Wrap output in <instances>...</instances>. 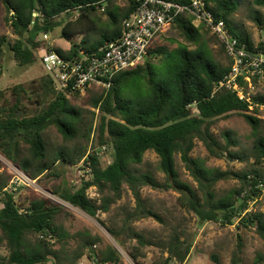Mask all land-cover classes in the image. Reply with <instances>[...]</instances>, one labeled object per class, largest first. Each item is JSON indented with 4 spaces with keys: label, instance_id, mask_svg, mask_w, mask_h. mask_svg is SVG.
Returning a JSON list of instances; mask_svg holds the SVG:
<instances>
[{
    "label": "trees",
    "instance_id": "1",
    "mask_svg": "<svg viewBox=\"0 0 264 264\" xmlns=\"http://www.w3.org/2000/svg\"><path fill=\"white\" fill-rule=\"evenodd\" d=\"M108 1L1 0L5 9L4 19L15 38L10 41L6 35H0V54L6 42L17 63L29 66L40 62L45 50H54L66 58L78 55L79 49L93 52L106 40L120 36L122 20L129 17L136 6L134 0H127L125 7H104ZM171 1L187 3L189 0ZM253 1L264 7V0ZM206 2L215 16L225 21L229 31L240 42L246 43L248 50L260 49L262 42L254 45L248 35L231 28L230 16L237 8L235 0ZM56 27H60L58 36L70 41L67 49L53 46L48 38L43 37L44 33L49 37ZM170 27L176 28L181 40L170 37L171 46L160 44L153 48L159 42V33L147 47L142 63L115 74L108 89L92 87L98 89V93L92 97L93 110H89L91 117L87 121L83 118V110L75 107L69 99L80 92L55 88L47 73L40 77V85L44 92L51 94V98L37 112L17 114V101L9 109L0 105V153L31 178L44 173L56 175L52 169L57 161L81 164L80 168L86 170L88 176L67 188L55 185L52 193L96 218L120 246L128 248L132 261L144 256V246L158 245L134 228L131 221L151 216L160 224L165 223L158 212L146 205L141 196L143 186L178 191L179 200L186 210L195 213L202 222L233 224L234 218L238 217L243 226L254 227L264 240V213L247 211L243 214L247 209V199L262 193L259 183L264 176L261 166L264 137L258 135L260 118L251 113L250 106L264 104V95L240 98L234 91L216 87L228 72L231 60L229 65H223L214 58L205 37L209 29L202 22L196 25L192 14L187 11L180 13ZM39 34L42 37L37 39ZM77 36H82L80 44L75 41ZM157 55L163 69L155 72L150 62ZM1 72L2 62L0 75ZM131 75H137L138 87L128 91L122 88V83ZM234 112L243 116L256 135L250 145L249 154L254 158L251 167L242 172L221 170L205 167L202 160L191 157L189 153L197 138L211 156L222 157L226 152L232 158H244L230 150L236 141L228 130L221 132L223 144L211 131L217 118ZM51 125L57 128L64 140L82 138L88 142L92 136L91 149H87L84 143L73 149L60 147L52 157L43 136ZM97 146H109L112 159L108 163L102 164ZM149 149L159 158L157 167L165 174L163 182L137 167ZM176 152L196 179L197 186L179 178L175 167ZM229 177L236 178L239 185L216 197V183ZM124 184L135 199V207L126 211L120 224L105 225L97 217L98 213L108 212L111 204L121 198ZM5 186L0 180V246L3 244L7 249V255L3 257L7 264H43L50 259L54 264H75L88 249H92V244L102 240L88 229L70 233L58 223L56 218L64 210L59 202L45 196H33L27 205L20 206L12 192L3 190ZM90 187H95L98 197L89 196ZM185 230L172 228L169 235L160 241L161 248L167 252L162 264H169L172 259L185 261L192 242L185 235ZM70 238L77 240L75 246L70 245ZM89 256L92 257L91 254ZM93 256L99 264H122L120 253L110 244Z\"/></svg>",
    "mask_w": 264,
    "mask_h": 264
},
{
    "label": "rangeland",
    "instance_id": "2",
    "mask_svg": "<svg viewBox=\"0 0 264 264\" xmlns=\"http://www.w3.org/2000/svg\"><path fill=\"white\" fill-rule=\"evenodd\" d=\"M237 8L230 16L231 28L233 31L248 35L249 39L255 44L264 39V7L255 4L253 0H235ZM127 0H109L104 3V7L114 8L125 7ZM102 12V10H99ZM5 9L0 0V35H6L8 40L12 41L15 35L11 32L5 19ZM60 27H56L53 32H50L47 41L53 46L67 49L69 43L58 36ZM42 37L38 35L37 39ZM175 37L181 40L178 36L176 28H168L159 36L154 47L160 44L169 45L168 39ZM208 46L210 47L214 58L223 65H229V56L226 53L224 46L210 31L205 34ZM59 38V39H58ZM157 40V41H158ZM171 46V45H169ZM192 47V46H191ZM0 54V62H2V72L0 75V105L4 109H9L12 103L17 101V114L31 115L45 106L51 98V94L43 91L40 85V77L46 74L45 69L39 61H36L29 66H21L13 58V54L6 42L2 46ZM160 56H153L151 59V68L153 71L163 69L162 64L158 62ZM143 60L140 62L142 63ZM137 75H131L129 79L122 83V88L128 91H133L138 87ZM251 85L245 87L246 94L264 95V78L254 76L251 79ZM98 89L88 88L80 92L78 96L69 97L71 103L82 109L83 118L87 121L91 114L89 110H93L92 97L95 96ZM251 113L260 118L258 125V135L264 137V104L252 105ZM228 130L236 144L230 147V150L238 153L243 159L232 158L224 152V156L216 157L209 155L208 150L201 140L194 139V147L189 155L195 159L202 160L205 167L219 168L221 170L231 169L233 171L242 172L251 167L253 164V157L250 156V145L252 144L256 135L252 133L250 124L238 113H229L225 116L217 118L216 122L211 126V131L215 138L224 143L221 132ZM43 136L47 142V147L53 157V152L60 148L66 147L73 149L74 146L86 145L87 149H91V139L88 142L82 138L64 140L54 125L45 129ZM84 143V144H83ZM100 160L102 164L108 163L112 159V152L109 146L98 147ZM175 167L179 178L182 181L190 183L192 186H197L196 179L192 176L190 171L186 168L184 162L180 158L178 152L175 153ZM157 154L149 149L143 155V161L137 164L140 171L150 172L157 180L163 182L165 174L157 167ZM13 164L8 161L0 153V180L5 183L3 190L12 192L16 202L20 206L28 204L29 199L33 196H45L53 198L55 201L64 206L63 213H60L56 221L70 233L78 230L88 229L91 233L97 234L101 237V241L92 244L91 248L86 251V254L81 256L75 264H99L94 259L93 253L110 244L116 249L123 251L120 253V260L122 264H162L165 260L167 252L161 248L160 241L169 235L172 228H185L188 237L191 238V248L188 256L184 262L170 260L169 264H264V240L256 232L254 227L243 226L238 217L234 218L233 224H222L220 221H200L197 215L189 212L179 200L180 193L174 189L159 190L153 189L150 186H143L141 188V196L147 206L158 212L164 219V225L160 224L153 217H144L139 220L131 221V225L139 231H142L150 240L157 242V245L148 244L142 249L145 251L144 256H139L137 261H132L128 254V248L120 246L110 235L105 226L101 225L98 220L78 207L71 205L56 194L52 193V188L55 185L61 184L63 188L70 185L80 183L81 178L87 177L86 170L81 169V164H65L62 161H57L53 166V171L57 174H47L31 179L30 184L14 183V175L11 166ZM264 169V161L261 164ZM25 175L27 173L23 172ZM54 173V172H52ZM29 176V175H28ZM30 177V176H29ZM239 182L234 177L220 179L215 185L216 197L223 194L225 190L235 188ZM88 194L91 197H98L95 187L88 189ZM2 193H0V198ZM2 204L0 203V206ZM135 207V199L126 184L122 187L121 198L115 203H112L108 212H99L98 218L105 222V225H112L113 223L120 224L126 211L132 210ZM247 211H260L264 213V185L262 193L256 198L247 199ZM242 214V215H243ZM245 215V214H244ZM183 237V236H182ZM70 245L75 246L76 239H69ZM238 242L240 247H238ZM95 251V252H94ZM92 255V257L89 256ZM7 255L5 245L0 246V264H7L3 259ZM43 264H54L53 259L48 260Z\"/></svg>",
    "mask_w": 264,
    "mask_h": 264
},
{
    "label": "built area",
    "instance_id": "3",
    "mask_svg": "<svg viewBox=\"0 0 264 264\" xmlns=\"http://www.w3.org/2000/svg\"><path fill=\"white\" fill-rule=\"evenodd\" d=\"M134 1V11L122 20L120 36L106 40L93 52L79 49V54L71 58L63 57L54 50L42 52L40 63L52 78L55 88L79 92L90 87L108 89L115 74L136 67L143 60L154 37L167 30L174 18L186 11L193 15L196 25L204 23L217 37L231 60L230 68L216 84L217 88L225 87L236 92L240 98H249L245 87L251 85L254 76L264 78V39L260 49L253 52L248 50L246 43L240 42L229 31L225 21L214 15L206 0H189L187 3L171 0ZM43 37L49 38L47 33ZM11 169L16 185L30 184L31 179H35L25 175L14 164ZM259 185L263 187L264 176ZM117 250L123 254L122 250Z\"/></svg>",
    "mask_w": 264,
    "mask_h": 264
},
{
    "label": "crops",
    "instance_id": "4",
    "mask_svg": "<svg viewBox=\"0 0 264 264\" xmlns=\"http://www.w3.org/2000/svg\"><path fill=\"white\" fill-rule=\"evenodd\" d=\"M59 39V38H58ZM81 39H82V36H77L75 37V41L76 43L80 44L81 43ZM67 41V40H66ZM69 43V46H70V41H67Z\"/></svg>",
    "mask_w": 264,
    "mask_h": 264
}]
</instances>
